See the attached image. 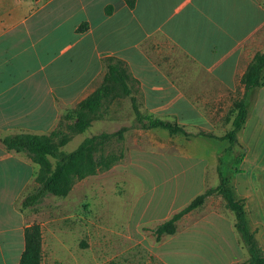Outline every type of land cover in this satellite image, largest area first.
Here are the masks:
<instances>
[{"label": "crops", "instance_id": "1", "mask_svg": "<svg viewBox=\"0 0 264 264\" xmlns=\"http://www.w3.org/2000/svg\"><path fill=\"white\" fill-rule=\"evenodd\" d=\"M258 52H264V0H137L134 9L125 0H0V264H20L33 224H40L42 251L54 262L47 242L61 240L55 232L47 238L44 223L23 208L39 166L9 150L6 137L49 135L102 84L113 60L129 74L126 97L141 129L133 98L141 115L202 137L196 135L211 132L222 109L245 91L241 80ZM237 138L247 166L234 174L233 187L264 247V77ZM205 205L208 215L196 217L199 207L177 222L181 233L165 234L161 264H214L205 244L217 252L215 264H246L236 217Z\"/></svg>", "mask_w": 264, "mask_h": 264}, {"label": "rangeland", "instance_id": "2", "mask_svg": "<svg viewBox=\"0 0 264 264\" xmlns=\"http://www.w3.org/2000/svg\"><path fill=\"white\" fill-rule=\"evenodd\" d=\"M112 88L113 97L104 100L91 126L73 134L62 149L73 151L87 137L114 134L126 125L129 129L124 139L115 136L105 145L107 153L122 151V160L76 181L66 197L48 195L41 204L27 209L44 223L47 238L52 232L61 235L60 241H53L57 245L46 241L57 256L54 262L49 250L42 251L45 264H161L160 244L170 237L163 235L158 240L154 229L201 193L216 188L220 171L233 181L234 174L247 166L239 141L191 139L160 128L141 129L129 97L119 84ZM243 95L241 91L232 98L231 104L222 109L216 127L207 133L222 137L233 129L231 109ZM64 130L68 131L66 122ZM206 200L209 212L217 210L236 217L221 195L213 193ZM202 209L203 213L195 211L196 217L208 215L204 205ZM176 233H181V227ZM203 251L209 261H217V252L209 244ZM244 263L248 264L247 260Z\"/></svg>", "mask_w": 264, "mask_h": 264}, {"label": "trees", "instance_id": "3", "mask_svg": "<svg viewBox=\"0 0 264 264\" xmlns=\"http://www.w3.org/2000/svg\"><path fill=\"white\" fill-rule=\"evenodd\" d=\"M125 2L130 9H134L137 0H125ZM112 11L113 6L106 7L107 14H111ZM87 28L88 25L85 23L79 27V30L83 32ZM263 74L264 52H258L241 80L245 88L244 95L234 102L231 109L233 129L222 137L203 131H200L196 136L229 140L230 143L238 142L237 135L246 121L253 90L262 85ZM128 81L129 74L123 63L110 61L107 64V73L102 84L89 97L81 101L76 108L68 110L63 115L59 126L49 135L18 134L3 140L9 150L27 154L39 166L36 187L25 196L22 202L23 208H32L41 204L48 195L66 197L76 181L108 170L122 160V151L119 154L107 153L105 145L110 138L115 136L123 139L126 129H120L114 134L102 133L87 137L75 150L70 152L62 148L68 144L73 134L83 133L91 126L100 112L104 100L112 94L113 84H119L124 95L131 94ZM132 100L137 118L143 128H160L168 131L171 135L183 134L187 137L193 135L176 122L141 115L135 99ZM65 122L68 131L64 130ZM219 175L220 183L216 188H210L201 193L185 208L154 229L157 239L159 240L165 234H174L177 230V222L184 215L201 207L210 195L217 193L224 199L226 208L235 213V226L249 255L247 263L264 264V247L257 239V231L252 230L249 226L245 201L236 196L232 179L226 177L221 171ZM25 242L26 247L20 264H42V228L40 224H33L26 228Z\"/></svg>", "mask_w": 264, "mask_h": 264}]
</instances>
